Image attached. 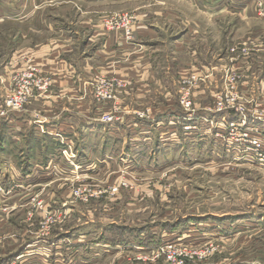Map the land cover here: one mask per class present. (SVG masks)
<instances>
[{"label":"rangeland","instance_id":"1","mask_svg":"<svg viewBox=\"0 0 264 264\" xmlns=\"http://www.w3.org/2000/svg\"><path fill=\"white\" fill-rule=\"evenodd\" d=\"M30 2L25 10L35 9ZM180 2L36 7L59 6L73 27L92 21L139 49L112 60L130 80L98 74L90 83L87 126L74 134L80 142L38 128L47 109L70 101L52 103L51 87L22 111L7 106L16 74L52 78L31 55L15 59L17 48L38 44L37 35L19 44L24 25L2 26L11 34L0 36V264H264V0H205L215 18ZM6 5L16 9L15 0ZM140 23L158 36L139 37ZM101 77L126 84L116 102H98ZM110 113L124 126L96 128ZM231 119L246 123L260 147L255 156L228 140Z\"/></svg>","mask_w":264,"mask_h":264},{"label":"crops","instance_id":"2","mask_svg":"<svg viewBox=\"0 0 264 264\" xmlns=\"http://www.w3.org/2000/svg\"><path fill=\"white\" fill-rule=\"evenodd\" d=\"M54 1L55 0H15L16 9L12 10L6 5L3 10V0H0V36L7 37V35L11 34V31L2 32V26L11 25V21L24 25L16 30L15 39L18 38V40H20L19 44L22 43L21 40L24 38L31 35L32 37L30 38H33V36L37 35L39 39L38 44L30 48H17L14 54L15 59L25 53L31 55L34 58L33 60L36 65L42 69V72L46 75H50L52 78V86L50 90L53 101L52 103H56L57 101L62 102L61 99H69L70 101L68 105L56 107L55 109H47L46 116H41L42 122L36 123H38L39 129H46L48 133L56 136L61 134L69 138L73 135L74 139H78L79 141L80 137L77 138L74 134L82 126H87V113L88 110H90L88 100H91L93 95L90 83L96 82L95 76L98 74L130 80L129 70L124 72L125 69L120 62H117L116 60L113 62L112 60L115 59L114 55L119 51L139 52V49L135 44L125 43L121 35L118 33H108L101 25H98V27L92 26V21L82 24L84 30H81L79 27H73L71 25L72 23L70 24L64 19V12L60 13L58 10L59 6L54 10H47L46 12H43L42 8L40 10L36 8L38 5L44 6L48 4V6H50V2ZM179 1H181L180 3H184L182 5L186 4V6L196 9L198 14L205 15L207 18H215L217 15H215L214 12L209 13L204 9L207 8L206 5H204L205 0H178V2ZM214 1L217 0H211V2ZM27 2L32 3L38 11L32 8L25 10L24 7H26L25 3ZM215 10H217L216 12H219V9ZM11 14L16 17H12ZM176 18H179L178 15ZM166 20L174 21L171 16H166ZM187 21L191 23L189 20ZM192 23L198 24L193 21ZM137 27L140 28L138 30L139 37L140 34L143 36L146 35L145 32L150 33L151 36H149V38H156L158 36L156 30H149L143 26L142 23L138 24ZM86 29L89 30L88 42L81 40L82 33L86 32L87 35ZM1 37L0 43H2ZM8 43L9 41L6 40L5 45L8 46ZM175 46H180L179 42H176ZM0 54L2 55V45L0 46ZM134 67L137 66L135 63H132L130 68L134 69ZM17 69H19V67ZM148 70V76L153 74ZM134 71L140 73L142 76L141 71H138V69H134ZM129 94L130 91H126V101L124 104L128 103L129 99L127 97ZM71 100H75V102L72 103ZM76 100L84 101L81 102L82 104H79ZM46 104L50 103L46 102ZM107 109L108 108H105V110ZM161 112L162 111L158 113ZM96 125V128L98 126H124V124L120 123L110 125L96 123ZM39 129H37V131ZM115 130L116 133L119 134L117 129ZM66 141L67 140H64V142ZM64 142L63 145L69 144V141L66 143ZM15 256L17 257V255ZM39 256H44V253L36 255V258L40 259Z\"/></svg>","mask_w":264,"mask_h":264},{"label":"built area","instance_id":"3","mask_svg":"<svg viewBox=\"0 0 264 264\" xmlns=\"http://www.w3.org/2000/svg\"><path fill=\"white\" fill-rule=\"evenodd\" d=\"M97 81L98 83L95 85V97L97 98L98 102L102 103L116 102L117 96L122 94V90L126 87V84L123 82L117 79L109 80L108 77H101V80H98L97 78ZM13 84L15 86L14 94L11 95V97L7 100V106L13 108L12 111H22L23 107L30 98L40 94H46L48 89L51 87L49 78H45L35 71L28 72L26 74H16L13 79ZM186 110L187 112L191 113L196 112L195 109H192L190 101L186 102ZM222 110L226 109L222 108ZM222 110L220 109V111ZM243 110L245 111V109ZM2 116L7 117L8 114L2 113ZM191 116L193 115L191 114ZM95 121L103 125H110L118 123L120 120L117 117H114L113 113H110L103 115L100 119ZM245 126L246 123L243 121V119L242 122H240L238 119H231L225 127V131H227L229 141L234 142L235 146H238V148L242 149L243 152H246L247 155L253 157L260 147L255 146L257 145L256 139H251L247 135ZM187 130H191V128H187ZM219 137L225 140L224 135Z\"/></svg>","mask_w":264,"mask_h":264}]
</instances>
